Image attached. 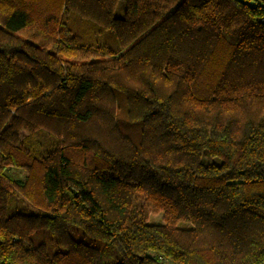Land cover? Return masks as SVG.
<instances>
[{
    "label": "trees",
    "instance_id": "16d2710c",
    "mask_svg": "<svg viewBox=\"0 0 264 264\" xmlns=\"http://www.w3.org/2000/svg\"><path fill=\"white\" fill-rule=\"evenodd\" d=\"M263 18L0 0V264H261Z\"/></svg>",
    "mask_w": 264,
    "mask_h": 264
},
{
    "label": "rangeland",
    "instance_id": "374dc122",
    "mask_svg": "<svg viewBox=\"0 0 264 264\" xmlns=\"http://www.w3.org/2000/svg\"><path fill=\"white\" fill-rule=\"evenodd\" d=\"M16 175L19 176V177H23L24 176V172L23 171H18V173ZM160 218H161V215L160 214L150 215L149 216V222L150 223L159 222L160 221ZM180 225L181 226H186L184 223H181Z\"/></svg>",
    "mask_w": 264,
    "mask_h": 264
},
{
    "label": "built area",
    "instance_id": "2783aa9c",
    "mask_svg": "<svg viewBox=\"0 0 264 264\" xmlns=\"http://www.w3.org/2000/svg\"><path fill=\"white\" fill-rule=\"evenodd\" d=\"M263 21H264V18H263ZM261 264H264V259L262 260Z\"/></svg>",
    "mask_w": 264,
    "mask_h": 264
}]
</instances>
